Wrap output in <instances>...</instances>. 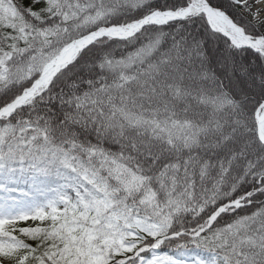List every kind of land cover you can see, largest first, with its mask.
<instances>
[{
	"label": "snow or ice",
	"instance_id": "6c2138e0",
	"mask_svg": "<svg viewBox=\"0 0 264 264\" xmlns=\"http://www.w3.org/2000/svg\"><path fill=\"white\" fill-rule=\"evenodd\" d=\"M0 264H264V0H0Z\"/></svg>",
	"mask_w": 264,
	"mask_h": 264
}]
</instances>
